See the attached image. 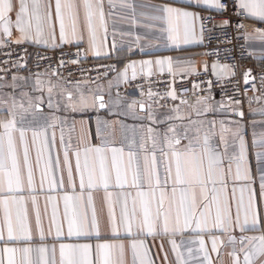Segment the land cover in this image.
Wrapping results in <instances>:
<instances>
[{"label": "snow or ice", "instance_id": "6c2138e0", "mask_svg": "<svg viewBox=\"0 0 264 264\" xmlns=\"http://www.w3.org/2000/svg\"><path fill=\"white\" fill-rule=\"evenodd\" d=\"M234 2L237 15L264 23V0ZM194 3L218 12L230 7L221 0H194ZM191 6L192 0L141 4L142 8L152 9L151 15L141 13L153 22L144 25L152 34L123 32L113 22L109 41V21L116 9H129L135 16L136 6L130 0H0V48L9 44L43 45L53 49L75 45L76 58L68 61L75 65L81 56L112 59L118 52H124L123 46H117L116 37L132 36L134 41L127 47L129 53L135 47L154 57L124 63L122 68L117 64L105 65L107 71L103 78L115 73L108 80L107 100L102 84L92 88L87 81H76L69 90L62 79L45 81L42 73H36L34 78L11 73L8 80L9 68H0L4 73L0 75V90H11L0 92V109L4 110L0 116V264H156L147 244L148 238L156 237L167 238L174 257L169 260L161 243L163 264H223L221 248L228 249L230 264H264V92L253 97L244 93L248 115L261 117L245 124L247 116L240 107V99L229 97L225 103L214 102L210 95H200L195 100L178 97L173 87L177 75L173 58L156 55L161 49L181 50L183 46L203 43L202 20L211 17L190 11ZM132 23L133 26L137 23L134 18ZM228 23L223 21L224 25ZM237 27L243 28V25ZM249 38L264 42V28L244 33V39ZM142 40L147 43L142 44ZM23 59L20 57L11 67L17 70L26 67V63L20 62ZM120 62L117 58V63ZM64 65L61 59L51 77H59V68ZM227 68L228 65L213 63L212 73L220 78ZM165 72L173 79L163 95L151 88L145 92L137 85L139 98L128 102L119 92L112 97L114 85L118 88L138 76L148 79ZM191 74H196L195 68ZM249 76L250 70L244 73L245 83ZM101 78L98 75L96 80ZM260 79L264 86V75ZM25 88L41 95L33 97ZM199 88L200 85L193 84L194 90ZM252 91L255 93L258 89L253 86ZM45 92L49 109L46 115L42 109ZM169 101L173 103L167 113L160 115L154 110V106L163 109ZM254 103L259 107H252ZM105 109L110 116L124 119L98 118L96 140L99 143L91 142L83 120L76 145L71 142V134L76 132L75 121L68 128L69 139L65 141L67 117L57 113ZM128 118L140 123L127 124ZM57 126L61 132L60 149L53 161L51 153L56 148ZM248 127L252 129L250 146ZM50 129L53 130L51 139ZM117 142L120 147L114 146ZM250 149L255 170L250 162ZM37 173L40 191L47 185L50 192L64 193L59 196L63 217L54 205L47 234L35 195ZM111 188L118 191L113 193L109 191ZM101 190L106 216L104 208L98 212L94 203L93 193ZM55 200L57 197L49 195L46 203L52 204ZM29 201L35 216V236L29 218ZM102 228L111 233L112 241L99 242ZM53 232L56 241L66 234L69 240L75 237L90 241L95 237L98 242L95 245L59 242L57 261V244L46 243ZM122 235L127 243L121 239ZM177 236L181 238L179 242ZM206 236L211 243L210 250ZM37 238L38 244L34 243ZM213 254L216 261L212 259Z\"/></svg>", "mask_w": 264, "mask_h": 264}, {"label": "built area", "instance_id": "2783aa9c", "mask_svg": "<svg viewBox=\"0 0 264 264\" xmlns=\"http://www.w3.org/2000/svg\"><path fill=\"white\" fill-rule=\"evenodd\" d=\"M222 3H227L230 7L224 11H206L200 10L198 13L201 17H211L210 20H202L205 24L204 40L201 44V51L204 56L221 65H228V68L235 72L231 77L216 80L211 77L207 71H197L193 74H178L175 77L173 87L177 91L178 97L186 99L194 98L200 95H210L224 102H228L229 97L240 99L242 109H248L247 97L261 95L264 92V86L261 84V75H264V61H261L254 69L251 80L245 83L242 76L239 74V69L251 61V56L247 47V42L244 39V33L252 31L254 28H262L258 23L249 21L243 15H237L234 0H221ZM229 21L227 25L223 21ZM242 24L243 28H238L237 25ZM25 49L27 51L25 52ZM11 52V56L7 53ZM77 47H58V48H43L29 44L15 45L9 44L6 48H0V68L8 67L11 73L18 71L24 72L27 76L32 75L35 77L36 73L51 76L53 69H56L60 60L65 61V65L59 68V77H53L57 80L62 79L65 86H71L76 81L85 82L89 85L97 84L98 82L106 79L103 78V73L107 71L104 67L109 64H117L114 59H101L92 60L88 56H81L79 62L75 65L68 63L70 59H75ZM24 57L20 62L26 63V67L19 70L12 68L11 65L15 63L20 57ZM47 57V59H41ZM8 60L5 65L4 61ZM118 66V65H117ZM112 73H109L107 78ZM0 75H4L0 72ZM101 76L100 80H96L97 76ZM172 76L168 73L163 75H153L151 78L144 79L138 76L135 81L127 84H121L116 88V93L119 92L121 96H128L131 93H136L137 85L143 87L147 92L149 88L153 92H159L161 95L172 83ZM71 81V84L67 83ZM95 81V83H92ZM209 81H211V90L209 91ZM193 84L200 85L198 90L193 89ZM255 86L257 92H253L252 88ZM187 89V91H184ZM247 93V97L244 93Z\"/></svg>", "mask_w": 264, "mask_h": 264}, {"label": "crops", "instance_id": "0c3cea01", "mask_svg": "<svg viewBox=\"0 0 264 264\" xmlns=\"http://www.w3.org/2000/svg\"><path fill=\"white\" fill-rule=\"evenodd\" d=\"M15 2V0H14ZM130 2H132L135 6H136V11H135V16L133 17V13L131 10L129 9H116L115 10V15L113 17H111L110 21H109V41H111V31H112V27H113V22L115 23V27L117 29H119L120 31L123 32H132V33H136L139 34L141 36H145V35H151L152 33L149 32L148 28L144 27V25L147 24H151L153 23L150 20H147L145 18V16H142L141 13H144L145 15H151L152 14V9L151 8H142L140 7L141 4H159L162 2V0H130ZM190 11H194V12H199L200 10H206V11H215V9H209L206 8L204 6H196L194 3V0H192V6L189 8ZM133 18L136 20V25L133 26L132 20ZM12 19H15V14H12ZM249 21L254 22L252 18H248ZM258 23L262 26V28H264V23L261 22H255ZM16 32L13 29V38H15L16 36ZM58 30H57V41H58ZM117 40V46L124 47V52L123 53H117L115 56H113L112 59L117 61V58L120 59V63H117L119 68L123 67L124 63H128L130 61H138L141 59H149V58H154V57H149L143 53H141L139 51V49H136L135 47H133V52L129 53L127 51V47L130 43H133L134 41V37L132 36H125L123 38L117 36L116 37ZM247 47L251 56V61L248 62L245 66L241 67L239 69V74L242 76V78L244 79V73L246 71L250 70V76L248 78V81L251 80V75L254 71V69L257 67V65L261 62L264 61V42H261L257 39H253V38H249L247 41ZM142 44H146L147 41L142 40L141 41ZM32 45V44H29ZM36 46V45H33ZM38 47H43V48H48L45 47L43 45H40ZM60 47H76L75 45H62ZM84 48L87 47L86 43L83 45ZM152 49H146V51H151ZM156 55H163V56H171L175 62V69L177 71V75L178 74H191V69L195 68V72L197 71H207L209 72V74L211 75V77L213 79L216 80H222L228 77H231L233 75V73L235 74V72L233 70H231L230 68H227L224 72V74L218 78L217 76L213 75L212 73V65L213 61L207 59L204 54L201 51V44L200 43H194L191 45H187V46H183L181 48V50H163L161 49L160 51L156 52ZM90 59L92 60H101V59H107V58H96V57H92L91 55L88 56ZM221 65V64H219ZM181 69H187V71H181ZM219 71V69H218ZM18 75H23V76H27L24 72L18 71L15 72ZM167 73V72H165ZM158 74V73H157ZM154 74V75H157ZM115 76V73H112L108 78L98 82L97 84H102L104 86V95H105V100H107L108 97V80H111L113 77ZM11 78V77H10ZM10 78L8 80H10ZM49 78H51L53 80V82H57L59 80L48 76V75H43L42 79H44L45 81H47ZM129 79H131V70H129ZM123 84V83H121ZM120 84V85H121ZM92 88L96 87V84L94 85H89ZM67 89L71 90L72 85L71 86H65ZM116 86L114 85L111 89V93H112V97L115 98L116 96ZM25 91H29L30 94L33 97L36 96H40L41 93L40 92H32L30 88H25ZM11 91L10 89H2L0 90V92H8ZM85 91H87V87L85 88ZM18 96V93H17ZM44 96V103L42 105V109H43V114H48L49 109L47 107V93L45 92L43 94ZM126 98V100L128 102H130L133 98H139V95H137L136 93H131L128 96H123ZM212 97V96H211ZM58 98V97H57ZM192 100H195L194 98H190ZM214 102H220L222 100H219L215 97H212ZM179 101L177 100L175 103H178ZM173 102L169 101L168 105H166L163 109L158 108V106H154V110H156L158 112V114L163 115L165 113H167L168 111V107L171 106ZM226 103V102H225ZM232 107H237L236 105H232ZM252 107H259V105L257 104H253ZM249 109V108H248ZM248 109H242L247 116V119L244 121L245 124H249L251 120L255 119V120H259L261 119V117L259 115L256 116H251L248 115ZM58 115H60L62 118L63 117H67V126L64 129V137H65V141L67 142L69 139V131L68 128L71 127V125L73 124V121L76 122V132L71 134L72 137V144L73 146L76 145L77 143V138L79 136V132H80V121H85L86 123L83 125V127L85 128L86 131L90 132L91 135V142L93 144L99 143V141L96 140V120L99 118L101 120H116V119H124L123 117H117V116H110L108 113V110H89L86 113H76L73 114L71 112H63L61 111L60 113H57ZM4 115V110L0 109V116ZM217 118H220V116L218 115ZM229 118L231 119H239V117H234V116H230ZM125 122L127 124H138L140 123L139 121H135L132 120L131 118H128L127 120H125ZM52 129L49 130V139H51V134H52ZM247 131V139L249 142V146L251 143V132L252 129L250 127H248L246 129ZM257 131H259V128L257 129ZM55 135H56V148L52 150V158L53 161L55 160V157L57 155V152H59L60 149V126H57L55 128ZM114 146L116 147H120V143L117 142ZM61 156V160L63 159L62 157V153H60ZM32 159H33V164L35 162V152H32ZM250 162L252 164L253 170H255V159L254 157L251 155V149H250ZM74 158H73V166H74ZM258 187V185H257ZM65 188L67 190V178H66V174H65ZM70 191V190H69ZM109 191H112L113 193H115L116 191H118L117 189L111 188L109 189ZM64 193L61 191H56V192H50L47 188V185H45V188L43 191L39 190V174L37 173V192L35 193V195L38 198V207L40 208L41 211V215H42V222H43V227L45 229V233L47 234L48 228H49V222L51 219V215H52V209L53 206L55 205L56 207H58L59 213H60V217H63V202L61 200H59V196L63 195ZM52 195L57 197V200L53 201L52 204H47L46 203V198L47 196ZM93 197H94V203L96 205L97 211L100 212V210L102 208H104L103 206V198H104V192L103 190L99 191V192H94L93 193ZM45 209H47V215H45ZM28 210H29V218L30 221L32 223L33 226V233L35 236V216L34 213L32 212V208H31V203L29 201L28 203ZM117 212H119V209H117ZM104 215L106 216V208H104ZM65 233H66V228H65ZM252 234V233H249ZM237 235H239V233H237ZM114 238L112 237L111 233L109 231H107L106 229L102 228L101 229V237H100V241L99 242H103L104 240H108V241H112ZM121 239L125 240V243H127V240L123 237V235L121 236ZM181 238L179 236L176 237L177 242H179ZM205 240L207 242V246L209 248V250L211 249V243L210 240L208 239V237H205ZM59 242H65V243H70V242H91L93 245H95V243H97V239L95 237L91 238L90 241L84 240V239H80L77 240V238L73 237L71 240H69L65 234L64 237H62L60 239V241H56L55 236H54V232H53V236L47 238L46 243L51 246L52 244L56 243L57 244V254H56V258L57 261L59 260V251H58V243ZM34 243H39L38 238L36 240H34ZM161 243H163V247H164V252L168 253V258L169 260H173L174 257L171 254L170 251V245L167 242V238L166 237H156L155 239L153 238H148L147 239V244L150 248V252L151 255L154 259H156V264H163V256H164V252H161L160 250V245ZM0 247H2V245H0ZM227 248H221V256L220 258L223 260V264H230V258L227 255ZM213 261L217 260V257L215 254H213L212 256ZM242 256H241V260H242Z\"/></svg>", "mask_w": 264, "mask_h": 264}, {"label": "water", "instance_id": "95a60500", "mask_svg": "<svg viewBox=\"0 0 264 264\" xmlns=\"http://www.w3.org/2000/svg\"><path fill=\"white\" fill-rule=\"evenodd\" d=\"M245 81V80H244ZM249 82V81H248Z\"/></svg>", "mask_w": 264, "mask_h": 264}]
</instances>
